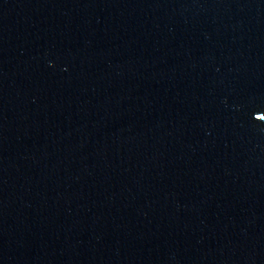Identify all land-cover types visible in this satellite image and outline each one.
I'll use <instances>...</instances> for the list:
<instances>
[{
  "label": "water",
  "instance_id": "95a60500",
  "mask_svg": "<svg viewBox=\"0 0 264 264\" xmlns=\"http://www.w3.org/2000/svg\"><path fill=\"white\" fill-rule=\"evenodd\" d=\"M0 264H264V0H0Z\"/></svg>",
  "mask_w": 264,
  "mask_h": 264
}]
</instances>
